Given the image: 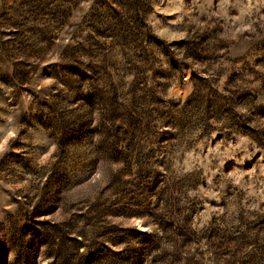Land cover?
<instances>
[{"label": "rangeland", "instance_id": "374dc122", "mask_svg": "<svg viewBox=\"0 0 264 264\" xmlns=\"http://www.w3.org/2000/svg\"><path fill=\"white\" fill-rule=\"evenodd\" d=\"M0 264H264V0H0Z\"/></svg>", "mask_w": 264, "mask_h": 264}]
</instances>
